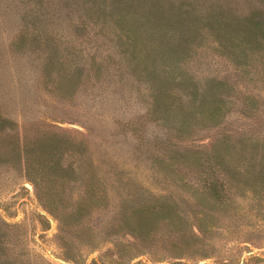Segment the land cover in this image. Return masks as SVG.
Masks as SVG:
<instances>
[{
  "label": "rangeland",
  "instance_id": "obj_1",
  "mask_svg": "<svg viewBox=\"0 0 264 264\" xmlns=\"http://www.w3.org/2000/svg\"><path fill=\"white\" fill-rule=\"evenodd\" d=\"M262 151L264 0H0V264H264Z\"/></svg>",
  "mask_w": 264,
  "mask_h": 264
},
{
  "label": "trees",
  "instance_id": "obj_2",
  "mask_svg": "<svg viewBox=\"0 0 264 264\" xmlns=\"http://www.w3.org/2000/svg\"><path fill=\"white\" fill-rule=\"evenodd\" d=\"M218 40V39H217ZM262 155H264V151H262ZM246 159H249L246 157ZM241 164H244L245 163V158H242L241 161H240ZM261 165L263 166L261 169H263V175L261 176V179L264 177V161H261L260 162Z\"/></svg>",
  "mask_w": 264,
  "mask_h": 264
}]
</instances>
